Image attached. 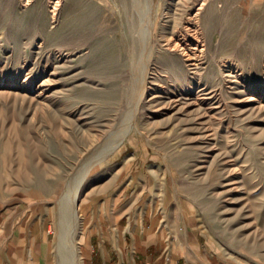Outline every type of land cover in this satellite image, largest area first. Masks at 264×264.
Listing matches in <instances>:
<instances>
[{
    "label": "rangeland",
    "instance_id": "374dc122",
    "mask_svg": "<svg viewBox=\"0 0 264 264\" xmlns=\"http://www.w3.org/2000/svg\"><path fill=\"white\" fill-rule=\"evenodd\" d=\"M126 165L211 264H264V0H0V213L22 204L64 264L62 198L89 171L83 264Z\"/></svg>",
    "mask_w": 264,
    "mask_h": 264
},
{
    "label": "crops",
    "instance_id": "0c3cea01",
    "mask_svg": "<svg viewBox=\"0 0 264 264\" xmlns=\"http://www.w3.org/2000/svg\"><path fill=\"white\" fill-rule=\"evenodd\" d=\"M124 167L125 180L99 203L102 213L83 236V264H211L203 234L183 216H161L136 199L141 174ZM21 205L0 213V264H45L50 233Z\"/></svg>",
    "mask_w": 264,
    "mask_h": 264
},
{
    "label": "bare ground",
    "instance_id": "6f19581e",
    "mask_svg": "<svg viewBox=\"0 0 264 264\" xmlns=\"http://www.w3.org/2000/svg\"><path fill=\"white\" fill-rule=\"evenodd\" d=\"M148 24H149V22H148ZM145 33H147V32H145ZM143 43H144V45H146L144 40H143ZM145 48H146V46H145ZM198 49L199 48L197 45V47L195 48V51ZM146 79L147 78L144 79V82H146ZM139 107H140V100H139V102L132 105L130 115H134L137 112V110L139 109ZM121 136L122 135H119V137H121ZM123 136H125V134H123ZM88 174H89V171H87L85 173H84V171L78 172V174H76L74 176V178H72L68 182L67 190L64 194V197L62 198V204H63L62 205V207H63L62 211H63V215H64L63 218H65V222H64L65 227H63V228H65V230H64L63 240H62L63 253L65 254V255L63 254V257H64L63 260L64 261L62 263H64V264H80L79 262H80L81 255H80L79 243L75 237L76 233H77L78 226H79V221H80L78 201L80 200V196L82 194L83 182H84V180Z\"/></svg>",
    "mask_w": 264,
    "mask_h": 264
},
{
    "label": "built area",
    "instance_id": "2783aa9c",
    "mask_svg": "<svg viewBox=\"0 0 264 264\" xmlns=\"http://www.w3.org/2000/svg\"><path fill=\"white\" fill-rule=\"evenodd\" d=\"M49 233H52V230H51V231H49Z\"/></svg>",
    "mask_w": 264,
    "mask_h": 264
}]
</instances>
